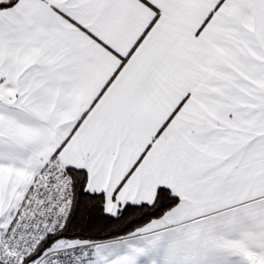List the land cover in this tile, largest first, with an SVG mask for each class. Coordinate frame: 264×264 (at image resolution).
Instances as JSON below:
<instances>
[{
    "label": "snow or ice",
    "instance_id": "snow-or-ice-1",
    "mask_svg": "<svg viewBox=\"0 0 264 264\" xmlns=\"http://www.w3.org/2000/svg\"><path fill=\"white\" fill-rule=\"evenodd\" d=\"M0 264H264V0H0Z\"/></svg>",
    "mask_w": 264,
    "mask_h": 264
}]
</instances>
